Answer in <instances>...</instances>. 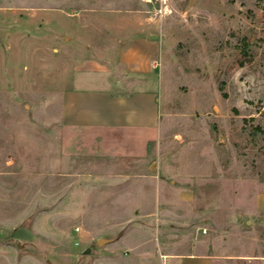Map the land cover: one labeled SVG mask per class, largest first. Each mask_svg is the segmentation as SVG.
Returning a JSON list of instances; mask_svg holds the SVG:
<instances>
[{"label":"rangeland","instance_id":"obj_1","mask_svg":"<svg viewBox=\"0 0 264 264\" xmlns=\"http://www.w3.org/2000/svg\"><path fill=\"white\" fill-rule=\"evenodd\" d=\"M134 39L154 68L122 66ZM75 75L151 88L157 127L130 148L64 129ZM178 240L264 264V0H0V264H148Z\"/></svg>","mask_w":264,"mask_h":264},{"label":"crops","instance_id":"obj_2","mask_svg":"<svg viewBox=\"0 0 264 264\" xmlns=\"http://www.w3.org/2000/svg\"><path fill=\"white\" fill-rule=\"evenodd\" d=\"M157 57L156 43L134 39L120 52L119 61L134 72L138 63L154 68ZM85 81L75 75L72 85L59 93L60 124L64 129L99 133L105 143L116 139L123 145L128 144L129 148L136 145L140 135L155 130L161 112L151 88L138 89L129 94L114 93L113 85L107 80L100 85L82 84ZM178 242L180 247L177 252L157 249L144 258H150L148 264H234L238 259L257 257L234 256L228 252L221 254L214 251V245L211 249L200 251L198 243L190 244L184 251L179 249L183 247L182 241ZM260 258L264 257L260 255Z\"/></svg>","mask_w":264,"mask_h":264},{"label":"trees","instance_id":"obj_3","mask_svg":"<svg viewBox=\"0 0 264 264\" xmlns=\"http://www.w3.org/2000/svg\"><path fill=\"white\" fill-rule=\"evenodd\" d=\"M248 45L247 44H242L240 51L238 53V57H237V64L238 66L242 67L244 65L245 62H247L248 59Z\"/></svg>","mask_w":264,"mask_h":264},{"label":"water","instance_id":"obj_4","mask_svg":"<svg viewBox=\"0 0 264 264\" xmlns=\"http://www.w3.org/2000/svg\"><path fill=\"white\" fill-rule=\"evenodd\" d=\"M193 0H190V3L192 2ZM157 38L156 37H151V40H156ZM104 243V241L100 240L97 242L98 245H102ZM89 253V250H85L84 251V254H88Z\"/></svg>","mask_w":264,"mask_h":264},{"label":"built area","instance_id":"obj_5","mask_svg":"<svg viewBox=\"0 0 264 264\" xmlns=\"http://www.w3.org/2000/svg\"><path fill=\"white\" fill-rule=\"evenodd\" d=\"M76 231H78V230L76 229Z\"/></svg>","mask_w":264,"mask_h":264}]
</instances>
